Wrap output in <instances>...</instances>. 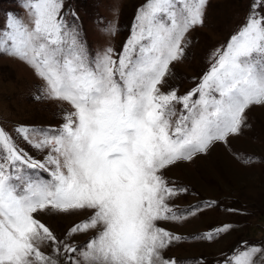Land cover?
<instances>
[{"label":"snow or ice","instance_id":"obj_1","mask_svg":"<svg viewBox=\"0 0 264 264\" xmlns=\"http://www.w3.org/2000/svg\"><path fill=\"white\" fill-rule=\"evenodd\" d=\"M208 4L144 0L120 50L108 46L94 56L64 0H27V19L8 13L0 55L26 63L43 81L36 99L73 110L58 129L20 124L14 137L0 126V264H178L163 250L186 237L159 222L184 221L216 202L175 208L170 201L190 190L165 170L217 142L227 145L247 126V110L264 106V0H249L244 21L212 53L194 87L182 95L162 90L186 54L189 33L205 25ZM105 30L114 35L115 23ZM18 139L48 154L36 160ZM36 169L50 178L29 171ZM89 210L63 238L38 218ZM231 227L190 238L213 241ZM90 230L95 235L76 245L73 237ZM261 261L264 245L242 241L216 264Z\"/></svg>","mask_w":264,"mask_h":264},{"label":"rangeland","instance_id":"obj_2","mask_svg":"<svg viewBox=\"0 0 264 264\" xmlns=\"http://www.w3.org/2000/svg\"><path fill=\"white\" fill-rule=\"evenodd\" d=\"M143 2L64 0V10H75L81 34L94 56L108 46L120 50L130 34L136 10ZM26 3L27 0H0V28L6 26L8 13L27 19ZM248 5L249 0H209L205 25L189 33L191 43L186 54L171 66V75L162 90L167 91L171 86L182 95L194 87L212 62V53L224 45L244 21ZM112 22L116 25L114 35L105 30ZM42 87L43 81L26 63L0 55V126L14 137V129L20 124L58 129L64 122V112L73 109L60 100L36 99ZM18 143L36 160L43 161L49 151H38L20 139ZM29 171L45 180L50 178L48 171ZM164 175L190 190L170 201L175 208L186 209L199 201L216 202L213 207L184 221L159 222L161 227L186 237L163 250L165 258L175 257L178 264H196V260L203 257L207 264H216L217 260L239 249L242 241L264 245V106L255 105L247 110V126L241 134L230 137L227 145L217 142L206 154L170 166ZM90 215L89 210L40 213L38 218L63 238L73 224ZM224 224H230L231 229L213 241L190 238ZM93 235L95 230L78 233L73 241L83 246ZM41 248L51 251L47 245Z\"/></svg>","mask_w":264,"mask_h":264}]
</instances>
